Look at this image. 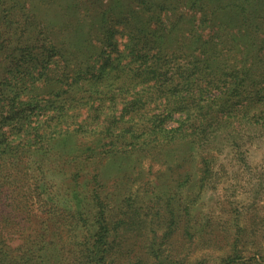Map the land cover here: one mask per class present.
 Masks as SVG:
<instances>
[{
    "label": "trees",
    "instance_id": "1",
    "mask_svg": "<svg viewBox=\"0 0 264 264\" xmlns=\"http://www.w3.org/2000/svg\"><path fill=\"white\" fill-rule=\"evenodd\" d=\"M255 133L264 0H0V264H208L172 240L200 235L217 156ZM107 158L125 178L161 160L178 190L112 196ZM235 234L213 264L247 263Z\"/></svg>",
    "mask_w": 264,
    "mask_h": 264
},
{
    "label": "rangeland",
    "instance_id": "2",
    "mask_svg": "<svg viewBox=\"0 0 264 264\" xmlns=\"http://www.w3.org/2000/svg\"><path fill=\"white\" fill-rule=\"evenodd\" d=\"M242 144L240 154L227 149L217 156L215 166L217 171L213 185L208 184L206 190L195 198L191 207L194 227H199L200 224H206V227L200 235L191 239L186 238L188 241L178 236L172 240L176 242L172 252H180L179 256L186 257L189 263L203 257L207 259L208 264L218 262L222 246H226L227 243L226 237L231 234L232 241L236 232L235 235L242 239L240 245L243 244L241 250H244L246 264H264V133H255L244 139ZM108 161V158L104 159L103 167L106 166L110 172V180L106 185L112 196L116 192L118 195L128 194L136 197L145 192L168 191L172 186L170 191L178 190L175 188L177 182H174L176 174L168 171L161 160H143L138 168L128 171L126 178L111 170ZM199 167V159L195 156L194 161L183 168L185 169L182 171L183 175H187L189 179L186 184L189 186L180 189L183 196L191 192L192 188L193 192L197 191L190 184H195L199 177ZM116 180L119 182H115ZM4 225L5 232L18 230L17 227H13L14 223L7 224L6 221ZM149 231L150 228L146 232ZM23 235V232H10L9 244L12 247L18 246L22 243ZM210 237L215 238V241L211 242L208 239ZM228 248L227 245L225 250L228 251Z\"/></svg>",
    "mask_w": 264,
    "mask_h": 264
}]
</instances>
